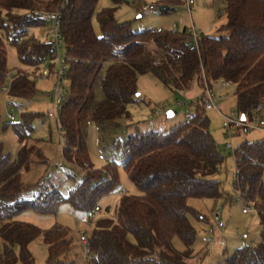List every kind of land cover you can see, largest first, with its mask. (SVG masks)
I'll return each instance as SVG.
<instances>
[{
    "label": "trees",
    "instance_id": "trees-1",
    "mask_svg": "<svg viewBox=\"0 0 264 264\" xmlns=\"http://www.w3.org/2000/svg\"><path fill=\"white\" fill-rule=\"evenodd\" d=\"M111 1L113 7L96 12L98 0H0V90L9 72L5 42L15 48L24 66L15 70L6 90L13 97L31 99L43 61L59 58L66 67L67 88L55 119L62 139L61 156L83 171L66 195L50 181L24 186L20 172L30 167L33 154L41 152L32 138L34 123L48 116L44 111H23L16 122L2 124L3 129L11 127L20 145L12 158L0 140V264H15L18 258L34 264L29 244L37 237L47 246L45 264H76L68 255L73 240L67 227L54 224L42 229L15 217L28 210L55 214L62 203L87 213L115 188L117 152L105 166L94 167L86 128L92 122L103 131L106 122L129 117L127 105L137 100V76L144 73L153 74L171 91L186 92L196 85L194 111L168 130L136 129L113 144L120 151L122 169L139 193L120 196L114 219L93 223L86 264H192L201 225H213L189 203L191 198L210 199L214 205L218 200L231 205L239 199L244 205L253 204L261 226L259 241L235 248L216 264H264V138L245 139L232 151V190L223 189L218 176L226 158L210 132L206 109L198 97L205 83L214 88L222 78L234 87L238 115L251 117L257 105H264V0H226V22L220 30L229 33L201 34L196 43L186 27L134 31L130 21L118 22L114 17L125 0ZM153 1L167 3L161 14L184 4L183 0ZM34 11L60 12L62 40L56 48L30 32L46 25ZM94 15L100 35L92 25ZM62 44L63 59L59 56ZM118 45L123 48L117 49ZM98 86L103 97L94 105ZM239 136L236 131L232 138ZM224 148L233 149L225 144ZM35 186L37 193L22 197Z\"/></svg>",
    "mask_w": 264,
    "mask_h": 264
},
{
    "label": "rangeland",
    "instance_id": "rangeland-1",
    "mask_svg": "<svg viewBox=\"0 0 264 264\" xmlns=\"http://www.w3.org/2000/svg\"><path fill=\"white\" fill-rule=\"evenodd\" d=\"M184 1V0H183ZM226 0H193L190 11L186 7L179 6L175 10L167 13H149L141 10L139 0H125L118 5L114 12L116 21H130L134 31H141L146 28H163L182 30L190 27L192 24L198 35L206 34L210 36L227 35L228 30H220L225 24L226 17L224 12ZM104 7H113L111 0H98L96 12ZM92 25L97 35L101 34L99 24L95 15L92 19ZM47 25L34 27L30 30L42 40H47ZM7 51V67L9 72L6 77L5 86L0 90V140L3 142V150L9 153L12 158L15 157L19 149V142L11 127L2 128L4 122H16L20 118L23 111H44L54 110L53 101L49 95L54 83V78L43 77L39 73L34 78L37 91L31 99H23L13 97L7 94V88L12 74L21 66L18 61L15 48L8 42H5ZM64 45L59 47V56L63 59ZM48 67V66H47ZM219 104L221 113L227 115L230 110L235 108L234 87L229 85L226 88L218 86ZM198 91L197 86L189 92L182 90L171 91L165 87L153 74L144 73L137 76V92L135 102L127 105L129 117L120 116L112 121L106 122V127L100 131L97 126L90 122L87 125V148L89 158L94 167L101 168L111 162L117 152V176L118 181L115 188L105 194L99 201L98 205L101 212L98 218L107 215L109 218L115 217V206L121 195L117 191L125 190L128 194H138L139 190L134 186L127 174L121 167L122 157L120 151L116 150L114 143L123 141L136 129L145 130L148 128H158L168 130L169 128L182 122L187 114L194 111L193 102L195 101V93ZM103 97L100 86L96 88L94 105ZM264 106V105H263ZM170 111L172 114H168ZM10 115V116H9ZM205 115L209 119V129L216 141L221 153L226 160L220 169L219 178L222 180V188L228 191L232 190V183L235 176V163L232 151L238 147L243 140H253L264 138V132L258 130L240 131L238 138H229L222 126L220 115L213 109L205 110ZM32 138L36 140L40 155H32L33 161L30 167L20 172L21 181L24 186H33L38 181L45 183L53 182L59 185L62 194L66 195L75 183L83 176V171L73 165L65 162L61 156V133L57 127L55 118L46 117L45 120H36L34 123V132ZM230 141L233 149H225L224 144ZM99 155H103L105 160L99 159ZM69 174V175H68ZM33 184V185H32ZM38 186L30 188L23 192L22 197H31L32 193H37ZM190 204L199 208V210L209 217L210 224L217 230L213 221L214 213L221 206V220L225 223V241L226 248L223 250L216 245L204 248L201 241V231H198V237L194 244L196 250L200 249L195 256L192 264H216L223 261L227 255H231L235 248L243 244H255L259 241L261 226L253 208L242 213L241 204L234 201L231 205H223L221 200L214 202L210 199L198 200L191 198L188 200ZM214 210L211 212V210ZM109 208V212H104ZM216 209V210H215ZM86 213L74 210L68 203H62L55 214H40L33 210L24 211L18 214L15 219L31 222L42 229L48 228L54 224H59L69 229L72 237V246L69 256L76 260V264H86L84 247L79 237L89 231L90 224L85 220ZM192 223L194 221L192 220ZM207 225V224H206ZM247 233V238H242L241 234ZM177 248L181 249L182 245L175 240ZM2 248V240L0 238V249ZM17 249V248H16ZM29 250L33 256L34 264H45L47 258V246L41 237H37L29 244ZM15 264H25L20 258Z\"/></svg>",
    "mask_w": 264,
    "mask_h": 264
},
{
    "label": "built area",
    "instance_id": "built-area-1",
    "mask_svg": "<svg viewBox=\"0 0 264 264\" xmlns=\"http://www.w3.org/2000/svg\"><path fill=\"white\" fill-rule=\"evenodd\" d=\"M141 3V10L147 11L149 13H159L162 9L167 6V3H157L153 0H139ZM193 0H184V7H186L187 11H190L191 4ZM33 15L39 16L42 18L48 27L46 32L47 39L52 43V47L56 48L61 44V32H60V12L59 11H34L32 12ZM173 31L177 30V27L174 26ZM192 35L193 41L196 43L198 34L196 33L194 26L191 24L190 27L186 28ZM123 45H118L117 49H122ZM48 66V67H47ZM40 74L43 77H50L54 78V83L49 95L54 104V110H47L46 114L50 118L57 119L62 101L65 98L67 88H66V67H64L59 58L54 57L52 62L48 59L43 61L41 66ZM229 85H232L229 81H226L222 78L218 79L216 82V86L214 88L209 87L207 83L204 84V87L200 90L198 97L202 98L203 106L205 109L215 110L221 117L222 126L226 131V134L229 138H232L233 133L238 131H252L258 130L264 132V106L259 104L253 109L251 112V117H242L238 115L235 109L229 111L227 115L221 113V106L219 104V93H218V86L220 88H226ZM10 116V115H9ZM226 148H232L233 145L230 141L225 142ZM99 159L105 160L103 155H99ZM119 195L128 194L125 190L117 191ZM239 204H241L242 213L249 212L253 207L251 205H244L242 201L238 200ZM101 208L99 205L94 206L91 210L86 213L85 220L89 222L90 229L89 231L83 232L79 239L84 247V254L86 259L90 257V247H89V235L93 228V221L97 218L98 214L100 213ZM213 221L217 230L215 231L214 227L205 228L200 235L201 241L203 243L204 248L212 245H216L217 247L221 248L222 250L226 247L225 241V223L221 220V211L218 209L214 213ZM247 233H242V238H247Z\"/></svg>",
    "mask_w": 264,
    "mask_h": 264
},
{
    "label": "crops",
    "instance_id": "crops-1",
    "mask_svg": "<svg viewBox=\"0 0 264 264\" xmlns=\"http://www.w3.org/2000/svg\"><path fill=\"white\" fill-rule=\"evenodd\" d=\"M176 27H177V26H176ZM177 28H178V27H177ZM186 28H187V27H186ZM193 86H195V85H193ZM192 89H193V88H192ZM198 90H199V89H198ZM189 91H190V90H189ZM189 91H186V92H189ZM197 92H198V91H197ZM197 92H196L195 94H197ZM109 211H110L109 208H107L106 211H103L102 213H104V212L106 213V212H109ZM100 212H101V211H100ZM106 219H113V218H109L107 215H104V216H102V217H100V218L97 217V218L93 221V223H95L97 220H101V224H103L102 221H104V220H106ZM207 226H208V224H207V225H206V224H202L200 228H201V230H202V229L204 230L205 228H207ZM203 230H202V231H203ZM247 237H248V236H247ZM200 249H201V248H200ZM200 249H198V250L195 249V250H196V252H198ZM198 256H199V254L196 256V258H197ZM198 258H199V257H198ZM194 259H195V257H194Z\"/></svg>",
    "mask_w": 264,
    "mask_h": 264
},
{
    "label": "water",
    "instance_id": "water-1",
    "mask_svg": "<svg viewBox=\"0 0 264 264\" xmlns=\"http://www.w3.org/2000/svg\"><path fill=\"white\" fill-rule=\"evenodd\" d=\"M136 95H138V93H136ZM168 114H172V113H171L170 111H168V112H167V115H168Z\"/></svg>",
    "mask_w": 264,
    "mask_h": 264
}]
</instances>
